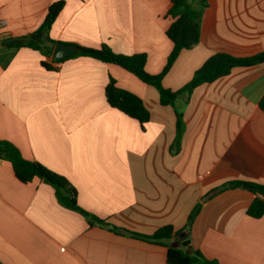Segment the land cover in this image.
Wrapping results in <instances>:
<instances>
[{"label": "crops", "instance_id": "0c3cea01", "mask_svg": "<svg viewBox=\"0 0 264 264\" xmlns=\"http://www.w3.org/2000/svg\"><path fill=\"white\" fill-rule=\"evenodd\" d=\"M55 1L0 0V39L36 34ZM169 7L170 0H65L48 35L92 47L107 43L124 54L145 52L146 70L158 73L173 47L166 34ZM4 45L0 139L65 175L84 209L120 227L89 224L59 203L51 184L38 177L20 181L11 162L0 158L4 264H171L167 245L124 230L152 234L168 224L180 231L169 245L186 233L194 248L221 264H264V214L247 213L255 193L233 188L202 201L229 180L264 183V111L258 105L264 63L234 67L181 96L185 129L173 151L175 109L160 103L155 86L91 56L56 61L53 53ZM262 49L264 0H207L200 41L180 52L163 84L179 89L216 52L246 56ZM110 77L143 99L151 112L144 128L109 104ZM198 202L201 209L188 231Z\"/></svg>", "mask_w": 264, "mask_h": 264}, {"label": "trees", "instance_id": "16d2710c", "mask_svg": "<svg viewBox=\"0 0 264 264\" xmlns=\"http://www.w3.org/2000/svg\"><path fill=\"white\" fill-rule=\"evenodd\" d=\"M193 1L170 0V7L166 16L170 17L172 22L166 30V34L173 42V47L167 57L165 65L158 73H149L146 70L147 54L145 52L133 54L119 53L114 51L107 43H103L99 47L76 44L79 47L77 53L56 59V61H62L73 56H91L104 62L120 65L134 73L143 82L155 86L159 92L160 103L162 105H171L175 109L176 136L172 144L173 151L179 148L184 132V108L178 104V99L181 96L187 95L189 97L197 86L206 82H213L220 77L228 75L234 67L253 66L264 63V49L246 56L234 55L227 52H216L195 70L192 78L182 87L175 90L166 87L163 84V78L173 66L180 52L183 49H189L195 46L201 38L203 9L207 6V0H197L199 6H194ZM64 5L65 0H58L49 6L43 22L35 32L36 34L42 33L44 35L43 37L33 39L31 35H27L21 37L17 43L5 44L4 46L15 48L30 46L40 50L43 54L52 55L53 47L58 41L50 38L48 32ZM3 41L0 39V45H2ZM46 42H49L50 45H46ZM42 64L47 68L54 67L46 60H42ZM105 94L107 101L112 107L118 108L127 115L137 119L144 128L145 123L151 117V112L145 106L143 99L139 95L119 87L113 77H110L106 85ZM258 105L264 111V95ZM0 158L11 162L14 174L20 181L29 182L35 177H38L51 184L55 188L59 203L83 214L89 224H99L110 227L115 231L119 230L120 227L92 214L78 203L77 188L65 175L50 169L38 160L24 157L20 149L13 142L0 139ZM233 188H245L255 193V197L247 209V213L250 216L258 218L264 214V183L233 179L217 186L215 190L223 191ZM200 209L201 203L198 202L189 214L184 229L190 230ZM124 230L133 236L167 245V260L171 264H221L217 259L209 258L202 251L194 248L191 245L189 237L183 238L179 246L173 247L169 245V241L180 232L175 231L171 224L161 226L152 234H141L128 229ZM187 248H191V252H186ZM0 264L4 263L0 260Z\"/></svg>", "mask_w": 264, "mask_h": 264}, {"label": "water", "instance_id": "95a60500", "mask_svg": "<svg viewBox=\"0 0 264 264\" xmlns=\"http://www.w3.org/2000/svg\"><path fill=\"white\" fill-rule=\"evenodd\" d=\"M42 36V33L38 34H32L31 38L37 39ZM20 40L18 38H11L3 41V44H11V43H17ZM79 51V47L76 44L72 43H64V42H58L54 48H53V56L57 59H61L64 57H67L69 55L75 54ZM217 193V190L211 191L209 194H207L205 197H203L202 201L205 202L207 199H209L212 195ZM186 233H182L179 235L177 239L172 241L170 243L171 246L176 247L179 246L181 243V240L183 236H185ZM186 252H191V248H187Z\"/></svg>", "mask_w": 264, "mask_h": 264}, {"label": "rangeland", "instance_id": "374dc122", "mask_svg": "<svg viewBox=\"0 0 264 264\" xmlns=\"http://www.w3.org/2000/svg\"><path fill=\"white\" fill-rule=\"evenodd\" d=\"M184 129H185V120H184Z\"/></svg>", "mask_w": 264, "mask_h": 264}]
</instances>
